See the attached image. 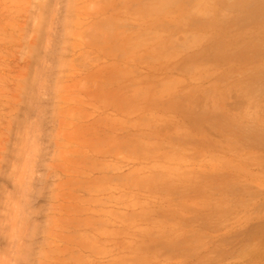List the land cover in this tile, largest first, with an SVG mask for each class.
I'll use <instances>...</instances> for the list:
<instances>
[{"label": "rangeland", "instance_id": "374dc122", "mask_svg": "<svg viewBox=\"0 0 264 264\" xmlns=\"http://www.w3.org/2000/svg\"><path fill=\"white\" fill-rule=\"evenodd\" d=\"M0 264H264V0H0Z\"/></svg>", "mask_w": 264, "mask_h": 264}]
</instances>
